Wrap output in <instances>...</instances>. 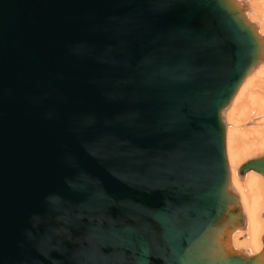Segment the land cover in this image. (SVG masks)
<instances>
[{
  "label": "water",
  "instance_id": "1",
  "mask_svg": "<svg viewBox=\"0 0 264 264\" xmlns=\"http://www.w3.org/2000/svg\"><path fill=\"white\" fill-rule=\"evenodd\" d=\"M262 59L235 0H0V264H264L222 117Z\"/></svg>",
  "mask_w": 264,
  "mask_h": 264
},
{
  "label": "bare ground",
  "instance_id": "2",
  "mask_svg": "<svg viewBox=\"0 0 264 264\" xmlns=\"http://www.w3.org/2000/svg\"><path fill=\"white\" fill-rule=\"evenodd\" d=\"M235 1L244 8L263 42L262 61L248 72L222 113L230 188L236 191L231 188L244 216L243 227L231 234L230 248L251 256L259 253L264 237V180L254 171L240 176L238 169L245 161L264 155V0Z\"/></svg>",
  "mask_w": 264,
  "mask_h": 264
},
{
  "label": "rangeland",
  "instance_id": "3",
  "mask_svg": "<svg viewBox=\"0 0 264 264\" xmlns=\"http://www.w3.org/2000/svg\"><path fill=\"white\" fill-rule=\"evenodd\" d=\"M226 121V120H225ZM257 175V174H256ZM259 177H261L260 175H258ZM236 177H237V175H236ZM263 180H264V178L263 177H261ZM237 179H239V180H243V179H241V178H239V177H237ZM231 188L233 189V187L231 186ZM234 190V189H233ZM235 191V190H234ZM236 192V191H235ZM261 218V217H260ZM262 220H264V218H261ZM243 231V230H242ZM241 231V232H242ZM261 243V242H260Z\"/></svg>",
  "mask_w": 264,
  "mask_h": 264
}]
</instances>
